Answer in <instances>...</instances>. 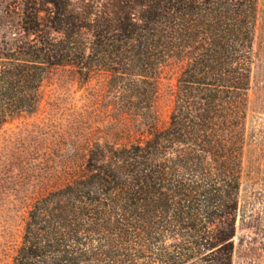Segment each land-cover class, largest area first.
I'll return each instance as SVG.
<instances>
[{
    "label": "trees",
    "instance_id": "16d2710c",
    "mask_svg": "<svg viewBox=\"0 0 264 264\" xmlns=\"http://www.w3.org/2000/svg\"><path fill=\"white\" fill-rule=\"evenodd\" d=\"M0 48V121L44 73L104 69L145 137L96 145L30 208L12 264H232L258 0H20ZM185 58L164 126L156 73Z\"/></svg>",
    "mask_w": 264,
    "mask_h": 264
},
{
    "label": "rangeland",
    "instance_id": "374dc122",
    "mask_svg": "<svg viewBox=\"0 0 264 264\" xmlns=\"http://www.w3.org/2000/svg\"><path fill=\"white\" fill-rule=\"evenodd\" d=\"M22 3L0 0V48L20 34ZM185 58L170 57L156 73L155 124L164 126ZM142 117L125 108L104 69L82 76L54 65L33 109L0 121V264H12L36 199L85 173L96 145L145 137ZM232 264H264V0L257 1Z\"/></svg>",
    "mask_w": 264,
    "mask_h": 264
}]
</instances>
